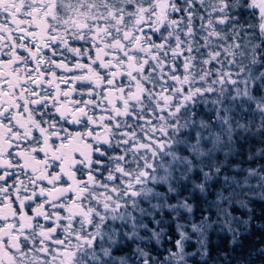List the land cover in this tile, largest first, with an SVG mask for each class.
Returning a JSON list of instances; mask_svg holds the SVG:
<instances>
[{
  "label": "snow or ice",
  "instance_id": "6c2138e0",
  "mask_svg": "<svg viewBox=\"0 0 264 264\" xmlns=\"http://www.w3.org/2000/svg\"><path fill=\"white\" fill-rule=\"evenodd\" d=\"M0 264H264V0H0Z\"/></svg>",
  "mask_w": 264,
  "mask_h": 264
}]
</instances>
